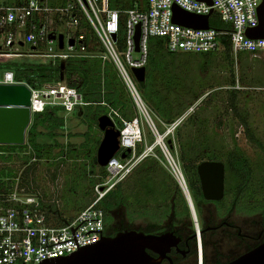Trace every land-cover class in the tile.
Listing matches in <instances>:
<instances>
[{"label":"built area","instance_id":"2783aa9c","mask_svg":"<svg viewBox=\"0 0 264 264\" xmlns=\"http://www.w3.org/2000/svg\"><path fill=\"white\" fill-rule=\"evenodd\" d=\"M262 1L145 0L143 5L118 10L109 8L105 0H0V58L38 57L41 63L58 61L63 65L72 57H101L113 63L136 107L135 115L128 120L116 110L110 109L107 113L112 119L113 114L122 121V126L118 127L120 149L103 166L104 174L93 185L90 203L74 217L60 219L58 214L42 206L38 195L17 184L0 194V264H41L97 243L106 228L100 199L123 181L144 157L157 158L156 145L160 146L164 166L179 186L188 190L177 153H171L164 141L167 135L173 136L184 115L170 124L162 123L164 129L160 131L140 96L138 81L131 69L145 67L151 37L163 39L166 49L172 52H215L223 49L227 42L235 60L240 52L252 57L264 55V13L263 35L247 34L249 28L259 24L258 7ZM174 6L192 14L207 15V26L176 22ZM211 14H216L223 24L221 27L215 25L214 18L210 20ZM136 26L139 28L137 50ZM121 27L124 48L119 40ZM59 34L62 46L58 43ZM92 39L101 51L89 49ZM0 83H23L29 88L31 116L46 105H59L64 112H70L84 104L81 94L62 79L36 87L17 80L13 70L0 68ZM234 87L243 88L237 81ZM191 110L192 107L187 112ZM144 124L154 137L151 144L146 142ZM237 132L244 135L242 125ZM140 143L143 149L137 152ZM126 148L130 151L121 157ZM262 196L264 239V185Z\"/></svg>","mask_w":264,"mask_h":264},{"label":"trees","instance_id":"16d2710c","mask_svg":"<svg viewBox=\"0 0 264 264\" xmlns=\"http://www.w3.org/2000/svg\"><path fill=\"white\" fill-rule=\"evenodd\" d=\"M136 1L137 3L133 0H105L109 8L118 10L145 3V0ZM215 25L219 28L223 24L215 22ZM122 31L121 27L120 35ZM92 42L89 49L101 51L95 39H92ZM182 54L189 53L169 51L166 49L163 39L151 37L149 39L148 58L145 64V79L138 82L137 88L153 121L155 120L159 124L162 131L164 129L162 123L170 124L184 115L181 122L175 127L173 136L167 135L164 141L173 154L176 147L177 157L194 208L196 210L197 207L200 211L201 205L209 201L203 198L196 165L202 160H218L224 164V194L221 199L213 200V203L218 207V212L224 214L222 209L225 208L226 211L232 207L237 210L239 208H248L251 211L258 209L253 203L254 186L256 178H259L258 175H264V165L261 166L251 162L245 151L234 141L223 150L209 144L208 134L204 133L202 127H200L203 121L200 120L199 123H196L191 120L193 116L198 114L201 107H205L214 99L215 95L221 93L216 99L222 108L221 115L235 120V128L230 132L232 139L235 140L234 133L237 131L238 126L242 125L245 138L264 154V142L254 133L251 112L243 102L244 88L234 87L236 81L239 84V79H235L233 73L234 58L228 43L226 42L225 47L219 51L193 54L200 57V68L204 69L208 68V61L211 57L214 56L215 58L217 54L222 55L229 71L227 87L219 89V91L212 90L208 92L199 104H194V101L201 96L202 91H198L192 86L190 88V85L185 86V83L181 81L182 75H185V69L181 70L180 67L185 68L187 64V61L180 58ZM0 68L13 70L17 80L25 81L36 87L41 86L43 83H53L62 79L81 94L84 104L79 106L78 113L80 119L86 123L87 130L80 133L84 139L79 144L69 143L71 148L68 158L77 160L82 155L83 158L90 159L87 168L91 171L89 179H91V187H93L104 174V167L96 163V149L101 137L100 135L91 137L90 129L95 128L96 133H101L102 131L97 126V118L101 114L109 113L110 109L116 110L126 120L133 117L136 112L134 102L113 63L102 60L98 56L92 58L72 57L66 59L63 65L58 61L54 63H29L8 60L0 62ZM239 86L243 87L240 84ZM185 90L188 93L190 90V103L187 104L182 101L178 103L177 95L174 92L182 93ZM190 107H192V110L187 112ZM62 111V107L59 105H46L42 111L33 113L23 144H0V194L7 193L15 183L19 187L25 186L27 191H31L35 184L33 168L37 161L42 158L60 159L54 167L55 171L58 170V163L66 158L63 143L55 139L57 135L63 133L65 128ZM112 116L116 126L121 127V119L113 114ZM185 126H188L189 130L183 138L182 127ZM39 127H42L44 131L39 130ZM192 127H194L193 131H191ZM147 129L149 130L148 127ZM40 134L52 138L53 141H39L37 138ZM53 147H58V150L54 152ZM76 147L78 148L76 149ZM142 149L143 143L138 144L137 152ZM86 150L89 154L86 153ZM154 150L157 158L149 155L144 157L123 181L115 184L100 199L99 205L104 211L106 228L113 225V212L121 206H125L128 211H131L135 207L144 209L156 205L155 214H150L155 217L156 222L144 226L142 228L144 231H151L153 226L160 224L161 219L168 216V214L171 218L190 217L188 204L178 182L163 165L165 161L163 154L158 148ZM81 164L84 166V175L86 164L84 162ZM95 167L99 168V172L94 177ZM159 172L163 176L156 181L153 176L159 174ZM52 175L54 176V173ZM130 175H135V179L132 184H127L126 180ZM92 197L93 195L90 193L89 199L92 200ZM41 203L48 212H57L50 203L44 201ZM178 205L183 208L181 212L177 211ZM113 226L115 231L117 229H131L121 223L118 226Z\"/></svg>","mask_w":264,"mask_h":264},{"label":"rangeland","instance_id":"374dc122","mask_svg":"<svg viewBox=\"0 0 264 264\" xmlns=\"http://www.w3.org/2000/svg\"><path fill=\"white\" fill-rule=\"evenodd\" d=\"M55 1V0H51ZM137 3L136 0H133ZM142 1V0H141ZM139 2V0H138ZM211 21L214 18V23L220 22L216 14L210 17ZM120 46L124 48L122 35L119 36ZM26 47V44L23 48ZM195 53L182 54L180 56L181 59L187 61L185 68L180 67L181 70H184V76L182 75L181 81L185 83V86L190 85V88H194L198 91H202L201 96L194 101V104L200 103L201 99H203L206 94L212 90L219 91V89H224L227 87V79L229 76V71L226 68L225 59L222 55L217 54L214 58L211 57L208 61L209 66L207 69L200 68V57L197 55H193ZM17 61V62H41V58L38 57H11V58H0V61ZM233 73L235 75V79H239V84L244 88V100L243 102L248 107L251 112V121L254 133L257 135L259 139L264 142V55H260L259 57H252L248 53L240 52L237 55V59H233ZM180 75V76H181ZM142 82V81H141ZM138 84V83H136ZM192 86V87H191ZM177 95V102L182 101L184 103L189 104L190 100V90L189 93L186 92H174ZM221 95L218 93L214 96V99L211 100L206 106L201 107L198 110V114L192 117L191 120L196 123L201 122L200 127H202L203 132L208 134V143L211 145H215L220 149L227 148V145L233 143V141L245 151V153L249 156L251 162L255 164L264 165V154L257 148L251 145V143L245 138L242 133H238L235 131L234 139H232L230 132L235 128V120L233 118L226 117L221 115L222 108L217 102V98ZM186 104V105H187ZM78 106L70 112L62 111V115H64L65 128L63 133L56 136V140L64 145L65 157L64 161H61L59 164L58 170H54L56 163L60 160L57 158L47 159L42 158L35 164L33 168V176L35 180V184L32 187L30 193L36 194L40 197L42 201L45 203H50L52 208L56 209L60 216V219H69L74 217L83 207H85L91 200L89 199L90 193L93 195V187H91V179L89 167L90 159L83 158L82 155L79 159L74 160L68 158L70 146L69 143H75L76 145L83 141L84 137L80 135V133L87 130L86 123L80 119V114L78 110L80 109ZM155 121V120H154ZM156 123V121H155ZM157 127L160 131L162 129ZM146 125V124H144ZM147 126V125H146ZM144 127L146 142L147 144H151L154 140L152 135L150 134L147 127ZM183 128V138L187 134L188 126ZM194 127L191 128L193 131ZM39 130L44 131L42 127H39ZM57 130V129H56ZM91 137L99 136L102 137L101 133H96V129H90ZM71 134V135H69ZM39 141L52 142V138L45 136L44 134H40L37 138ZM152 141V142H151ZM151 142V143H150ZM176 143V140H175ZM78 147H76L77 149ZM160 149L159 145L155 146V149ZM75 149V150H76ZM58 147H53V151L56 152ZM176 151V147H175ZM86 153L89 154L88 150ZM162 153V152H161ZM175 155V152H174ZM32 159V158H31ZM86 164L85 174L83 175L84 166L81 163ZM164 165V164H163ZM165 167V166H164ZM166 168V167H165ZM167 169V168H166ZM182 170V169H181ZM99 172V168H94V177L97 176ZM54 173V176L52 175ZM103 176V175H102ZM101 176V177H102ZM135 175H130L126 182L133 183ZM163 174L159 172V174H155L153 178L157 181L161 179ZM259 178H256L255 186H254V199L253 203L257 208H263V185H264V175H258ZM16 184V183H15ZM18 185V184H17ZM19 186V185H18ZM24 189L25 186H22ZM156 188V187H155ZM92 191V192H91ZM157 193V192H154ZM192 200V199H191ZM156 202V201H154ZM193 204V202H192ZM204 210L203 215L207 217L206 208H210L209 211H213L214 203L206 202L203 204ZM155 207L151 206L150 208H140L137 207L132 208L131 211H128L125 206H121L117 210L113 212V221L112 224L118 226L121 223L125 227L129 228H138L144 227L149 223H155V217L150 214H155ZM194 207V204H193ZM157 208V207H156ZM183 210L181 205H178L177 211L181 212ZM196 219L190 215L189 216H179L174 217L173 219L176 221V227H185V226H193L197 227V224H200V211L196 207L194 208ZM239 211V213H236ZM234 213L230 216V220L235 222H240L243 219L249 217L248 214L245 213L243 208L235 209ZM212 215V214H210ZM169 216V214H168ZM168 216H164L161 220V223L164 224L168 220ZM220 220V216H215L213 223H218ZM179 225V226H178ZM225 240H219L221 247L218 248L220 251L216 257L221 259L222 261L229 259L240 250L236 247V243L230 238H224ZM208 255L210 256V252L208 249Z\"/></svg>","mask_w":264,"mask_h":264},{"label":"water","instance_id":"95a60500","mask_svg":"<svg viewBox=\"0 0 264 264\" xmlns=\"http://www.w3.org/2000/svg\"><path fill=\"white\" fill-rule=\"evenodd\" d=\"M210 2V0H206ZM264 0L258 7L259 24L249 28L247 34L251 37L263 35ZM173 20L194 27H206L207 15L189 13L177 6L173 7ZM115 35L113 34V37ZM54 38V35H50ZM139 28L136 26L134 40L138 49ZM72 39L69 43L72 44ZM59 46H62V35H58ZM138 82L145 79V67L132 68ZM30 90L23 83H0V144H23L26 130L31 122L29 108ZM97 126L102 131V137L96 149V163L104 166L107 161L119 151V128L108 114L97 118ZM130 149L126 148L121 157ZM196 172L204 199L219 200L223 196L224 164L218 160H202L196 165ZM192 217V200L188 190L181 187ZM178 240L172 232L161 234L144 233L135 229L120 230L115 235L103 236L97 243L85 246L76 252L54 259H48L41 264H160L166 256L169 246ZM152 249L158 253L153 258L147 253ZM222 264H264V241L256 247L226 261Z\"/></svg>","mask_w":264,"mask_h":264},{"label":"flooded vegetation","instance_id":"af4514ba","mask_svg":"<svg viewBox=\"0 0 264 264\" xmlns=\"http://www.w3.org/2000/svg\"><path fill=\"white\" fill-rule=\"evenodd\" d=\"M208 202L213 203V200H209ZM203 204L200 208V224H197L196 228L193 226L176 227L174 217L171 218L168 216L169 218L166 223L153 226L151 231H144L142 229L143 227L132 229L156 235L164 232H172L178 237V240L169 246V250L166 252V256L161 260L160 264H222L256 247L264 241L263 208H258L253 211L248 208H243L249 217L240 222H235L230 220V216L235 211L234 207L226 211L224 208L222 209L224 214H220L218 207L214 203L213 211H209L210 208H206L207 217H204ZM236 213H239V211H236ZM214 214L217 217L220 216V220L216 224L213 223ZM113 225L105 229L104 236L110 237L120 231L117 229L118 227L115 231ZM224 238L232 239L240 251L229 259L222 261L216 256L220 251L218 248L221 247L219 240H225ZM208 249L211 257L208 255ZM147 253L153 258L158 257V253L152 249H147Z\"/></svg>","mask_w":264,"mask_h":264},{"label":"bare ground","instance_id":"6f19581e","mask_svg":"<svg viewBox=\"0 0 264 264\" xmlns=\"http://www.w3.org/2000/svg\"><path fill=\"white\" fill-rule=\"evenodd\" d=\"M191 203H192V202H191ZM192 208H194L193 205H192ZM193 216H194V218L196 219V215H195V211H194V209H193Z\"/></svg>","mask_w":264,"mask_h":264}]
</instances>
